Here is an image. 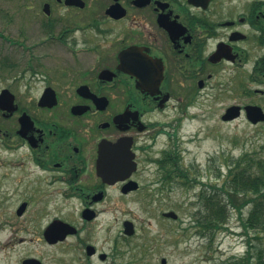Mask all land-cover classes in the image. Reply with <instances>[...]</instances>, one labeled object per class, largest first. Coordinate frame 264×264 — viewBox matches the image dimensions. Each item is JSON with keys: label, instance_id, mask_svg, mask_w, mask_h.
Returning a JSON list of instances; mask_svg holds the SVG:
<instances>
[{"label": "flooded vegetation", "instance_id": "1", "mask_svg": "<svg viewBox=\"0 0 264 264\" xmlns=\"http://www.w3.org/2000/svg\"><path fill=\"white\" fill-rule=\"evenodd\" d=\"M21 10L18 35L31 39L36 24L35 48L50 61L48 70H9L16 76L1 90L14 96L12 112L0 103L5 264L21 249L55 247L102 259L89 235L101 215L117 195L149 196L151 163L164 172L149 156L170 126L157 114L220 102L222 121L239 108L225 123H264L247 110L264 114V0H43ZM117 145L136 169L114 181L99 164ZM32 260L46 264L37 252L14 264Z\"/></svg>", "mask_w": 264, "mask_h": 264}, {"label": "rangeland", "instance_id": "2", "mask_svg": "<svg viewBox=\"0 0 264 264\" xmlns=\"http://www.w3.org/2000/svg\"><path fill=\"white\" fill-rule=\"evenodd\" d=\"M42 1L0 0V63L4 60L15 63L14 70H31L32 64L37 70H48L50 59L42 57L41 51L35 48L37 41L32 39L37 37L36 24L29 26L31 39L18 35L17 19L19 13L24 18L23 4ZM21 43L26 47H21ZM8 71L0 67V92L12 85L15 72ZM225 105L204 102V105L191 107L186 116L175 115L171 110L156 115L158 120L170 121V126L150 149V160H160L165 153L176 152L181 167H191L190 176L198 183L183 186L178 180L164 185V172L160 173L156 164L151 163L149 196L138 194L121 198L117 195V202L101 215L89 233L100 251L107 254L105 261L89 260L79 248L55 247L34 251L18 249L12 263L28 252H37L46 264H161L163 258L168 260L167 264H227L233 257L243 256L249 236L253 244L258 241L252 232L245 233L237 212H230L228 224L215 232L213 241L200 234L194 217L201 191L207 185H221L220 181H215V170L220 168L226 174L228 157L238 158L247 152L264 156V123L254 126L245 118L225 123L219 119ZM249 210L250 207L245 208L244 218ZM168 211L177 213L178 220L163 217V212ZM125 220L135 223L133 237L123 233ZM5 263L0 256V264Z\"/></svg>", "mask_w": 264, "mask_h": 264}, {"label": "trees", "instance_id": "3", "mask_svg": "<svg viewBox=\"0 0 264 264\" xmlns=\"http://www.w3.org/2000/svg\"><path fill=\"white\" fill-rule=\"evenodd\" d=\"M3 70H14L17 65L1 61ZM165 183L181 181L180 185L192 186L197 179L190 176V168L180 165L176 152H167L162 161ZM226 174L220 168L215 170V183L207 185L195 204V222L203 237L213 241L215 232L226 227L230 212L235 211L243 220L245 233H253L258 241L253 244L249 236L247 250L241 257H233L227 264H264V156L245 153L238 158L228 157L225 162ZM164 183V185H165ZM250 207L244 218L245 208Z\"/></svg>", "mask_w": 264, "mask_h": 264}, {"label": "water", "instance_id": "4", "mask_svg": "<svg viewBox=\"0 0 264 264\" xmlns=\"http://www.w3.org/2000/svg\"><path fill=\"white\" fill-rule=\"evenodd\" d=\"M71 1V0H68ZM8 96H12L13 95L10 93L9 90H4L2 92V94L0 95V103H2L3 100H6V107L5 109L12 112L13 111V107H14V98L11 99V101L8 99ZM237 110H239L238 107H232L228 110L227 115L224 117V120H233L235 118H237L239 116V113L236 112ZM248 112H249V120L253 123V124H257L259 122H263L264 121V114L261 112L259 108L257 107H248ZM124 152L121 153L120 152V148L119 145L113 147V148H105V150L102 151V157L100 160V173L103 175V177L105 178H111L112 180H116L118 179V177L123 173V172H128L131 170L134 171L136 169V166H129L127 160L123 161V159H121V156L123 157ZM118 157V158H117ZM128 166V167H127ZM127 167V168H126ZM164 217L167 218H171L174 220L178 219V215L174 212V211H169V212H165ZM125 229H124V234L126 236H133L136 233L135 230V226L134 223L131 221H126L125 222ZM93 250L88 249V254H92ZM105 255H102V259H105L104 257ZM31 262V260H30ZM32 262H36L37 264H41L39 261L37 260H32ZM168 260L166 258H163L161 260V264H167Z\"/></svg>", "mask_w": 264, "mask_h": 264}]
</instances>
